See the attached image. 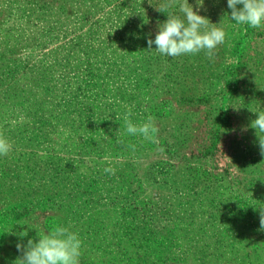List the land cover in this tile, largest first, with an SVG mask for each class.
<instances>
[{"label": "rangeland", "instance_id": "rangeland-1", "mask_svg": "<svg viewBox=\"0 0 264 264\" xmlns=\"http://www.w3.org/2000/svg\"><path fill=\"white\" fill-rule=\"evenodd\" d=\"M183 2L0 0V264L55 225L80 264H264V27L188 0L227 34L214 58L148 49Z\"/></svg>", "mask_w": 264, "mask_h": 264}, {"label": "clouds", "instance_id": "clouds-1", "mask_svg": "<svg viewBox=\"0 0 264 264\" xmlns=\"http://www.w3.org/2000/svg\"><path fill=\"white\" fill-rule=\"evenodd\" d=\"M176 0H169V4L159 8L165 12ZM202 4L203 0H198ZM228 8L231 9V19L237 25H247L251 28L264 27V0H227ZM242 5V8H237ZM180 12L184 19L176 15H167L168 19L159 26L155 39H148V49L155 50L164 56L178 57L183 55H196L204 52L209 59H213L218 46L225 44L227 34L221 27L210 23L209 19L194 11L188 0L180 4ZM258 113L252 121L251 127L256 129L260 154L264 156V111ZM131 111L127 112L125 121L126 133L131 136H142L152 143L156 142V134L159 129L153 123L152 117L142 124H134L131 119ZM122 143V141H121ZM134 149V145L132 146ZM12 150L10 141L0 133V156H7ZM107 160L108 157H105ZM105 173L115 174V168L106 167ZM20 224V223H19ZM23 225V224H21ZM260 227L264 230V208L260 209ZM21 236L27 235L22 232ZM39 241L29 239L27 245L17 244V249L23 252L16 264H80L82 254V240L79 235L68 227L55 225L46 233L39 235Z\"/></svg>", "mask_w": 264, "mask_h": 264}]
</instances>
